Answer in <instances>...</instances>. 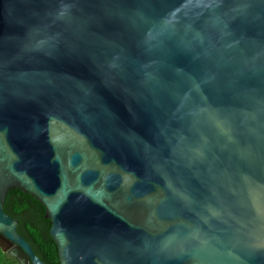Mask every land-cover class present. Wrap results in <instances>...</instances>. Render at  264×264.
Returning <instances> with one entry per match:
<instances>
[{"label":"water","instance_id":"obj_1","mask_svg":"<svg viewBox=\"0 0 264 264\" xmlns=\"http://www.w3.org/2000/svg\"><path fill=\"white\" fill-rule=\"evenodd\" d=\"M60 264H264V0H0L5 209Z\"/></svg>","mask_w":264,"mask_h":264},{"label":"trees","instance_id":"obj_2","mask_svg":"<svg viewBox=\"0 0 264 264\" xmlns=\"http://www.w3.org/2000/svg\"><path fill=\"white\" fill-rule=\"evenodd\" d=\"M4 209L19 220L18 231L44 262L60 264L58 246L49 232L51 222L45 217V206L40 201L19 188H11ZM0 264L20 263L16 256L0 247Z\"/></svg>","mask_w":264,"mask_h":264}]
</instances>
